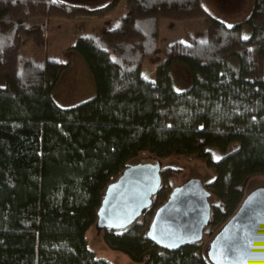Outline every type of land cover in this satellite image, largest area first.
Wrapping results in <instances>:
<instances>
[{
  "label": "trees",
  "instance_id": "1",
  "mask_svg": "<svg viewBox=\"0 0 264 264\" xmlns=\"http://www.w3.org/2000/svg\"><path fill=\"white\" fill-rule=\"evenodd\" d=\"M119 3L114 25L77 36L58 60L44 56L46 22L101 17ZM161 20L187 26L183 41L164 46L149 80L141 68L159 53ZM77 56L95 94L62 109L51 93ZM263 62L264 0H252L230 26L203 0H111L94 10L0 0V264H112L96 257L85 234L95 230L106 188L142 153L193 159L211 173L202 183L210 206L202 238L176 251L147 239L154 212L180 185L169 184L179 170L160 167L150 206L124 230H95L99 241L135 264H210L208 244L248 182L264 178ZM173 65L187 70L181 92L172 88ZM210 149L221 157L214 161Z\"/></svg>",
  "mask_w": 264,
  "mask_h": 264
},
{
  "label": "water",
  "instance_id": "2",
  "mask_svg": "<svg viewBox=\"0 0 264 264\" xmlns=\"http://www.w3.org/2000/svg\"><path fill=\"white\" fill-rule=\"evenodd\" d=\"M160 164L128 166L110 184L97 211L94 228L124 230L150 206L160 184ZM208 192L198 179L175 187L156 209L147 239L165 251L199 242L210 216ZM210 264H264V187L249 192L208 244Z\"/></svg>",
  "mask_w": 264,
  "mask_h": 264
},
{
  "label": "rangeland",
  "instance_id": "3",
  "mask_svg": "<svg viewBox=\"0 0 264 264\" xmlns=\"http://www.w3.org/2000/svg\"><path fill=\"white\" fill-rule=\"evenodd\" d=\"M59 1L63 2L65 5L94 10L105 6L111 0ZM203 6L212 17L230 26L245 19L251 9L252 0H203ZM123 7V4L119 3L114 10L101 17H80L73 22L56 19L46 22L44 24L43 34L44 46L42 48L44 56L57 60L60 59V53L69 47L77 36H81L82 33L96 34L100 28L103 29L114 25L118 21ZM25 15H27V13ZM195 25L198 29L202 28L199 22H196ZM186 26V23L177 21L161 20L159 22V53L153 62H145L143 64L141 68L143 76L149 80H153V69L160 64L163 59L162 49L165 45L173 41H183V32ZM248 34V30L243 28V37H248ZM170 72L173 78V90L176 92L185 90L189 81L185 67L173 65ZM3 84V77L0 76V86ZM94 94V85L87 67L82 58L77 56L74 58L70 69L60 77L51 93V98L56 106L67 109L92 99ZM210 151L214 161L221 157L214 149H210ZM154 162H159L160 167H171L179 170L177 177L169 180L171 186L179 185L189 179H198L202 183L212 179L211 173L205 166L193 159L168 158L157 161L151 155L142 153L131 160L129 165L154 164ZM259 187H264L263 177L251 179L247 184V192L249 193ZM85 237L96 257L106 259L112 264H135L129 261L123 254L106 249L99 241L96 231L93 228L86 232Z\"/></svg>",
  "mask_w": 264,
  "mask_h": 264
}]
</instances>
